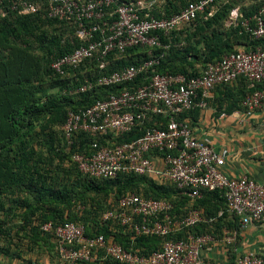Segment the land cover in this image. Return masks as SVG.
Instances as JSON below:
<instances>
[{"label": "built area", "instance_id": "built-area-1", "mask_svg": "<svg viewBox=\"0 0 264 264\" xmlns=\"http://www.w3.org/2000/svg\"><path fill=\"white\" fill-rule=\"evenodd\" d=\"M213 1L195 0L178 13L158 17L142 0H46L47 15L67 22L79 41L71 52L56 57L51 68L64 75L95 61L102 69L112 53L123 54L136 46L159 47L160 35L169 36L188 25ZM6 7L10 12L33 14L40 9V3L7 0ZM7 9L0 8V17L8 13ZM237 16L238 8H234L230 18L233 21ZM252 20V26H248V20L245 22L248 31L255 38L264 37V3ZM158 63L157 57H150L85 79L72 89L70 93L76 94L93 87L124 86L117 94L69 111L62 126V140L71 146L80 133L94 137L86 152L72 155L81 173L93 178H114L124 173L145 175L156 183L174 185L179 194L189 198V206L184 213H172L174 207L168 199L127 192L101 213L103 222L125 227L132 241L140 236L161 239L159 248L145 253L126 248L112 236H86L83 224L43 223L40 230L50 233L55 244L56 264H97L108 258L120 264H209L203 250L215 238L210 233L193 232L195 226L211 224L224 212L237 216L243 225L262 219L264 185L247 175L228 176L222 154L213 144L198 139L189 122L179 116L206 107L215 87L232 84L239 78L252 89L243 101L246 114L259 108L263 95L256 86L264 81V48L239 47L206 65L199 75L156 73L145 83L132 86L136 78ZM148 121L156 127L144 128ZM137 128L142 131L137 137L118 141ZM216 190L223 192L225 211L207 215L194 206L203 192ZM234 237L225 230L222 239L231 244ZM233 264H264V254L248 251Z\"/></svg>", "mask_w": 264, "mask_h": 264}, {"label": "trees", "instance_id": "trees-1", "mask_svg": "<svg viewBox=\"0 0 264 264\" xmlns=\"http://www.w3.org/2000/svg\"><path fill=\"white\" fill-rule=\"evenodd\" d=\"M129 1L117 0V3ZM192 1L195 0H164L161 7L152 9L151 14L171 16ZM238 2L214 0L188 25L174 30L169 36L160 35L159 47L128 48L123 54H110L108 64L102 69L92 61L60 75L52 70V61L79 45L70 25L47 15L46 0H39L40 9L33 14L10 12L6 7L7 0H0V8L8 10L5 16L0 17V239L6 240L4 245H0V252L19 256L22 249L14 243L16 239L19 244L25 242V247L30 249L46 247L54 251L52 264H56L52 235L40 230L46 222L53 225L65 222L83 224L86 236H112L126 248L144 253L159 248V237L140 236L132 241L125 227L103 222L101 213L127 192L168 199L174 207L172 213H184L189 206V198L179 194L174 185L156 183L145 175L124 173L114 178H93L81 173L72 155L86 152L94 137L80 133L71 146H66L62 140V126L67 113L117 94L124 86L93 87L76 94L70 91L85 79L141 63L150 57H157L159 63L148 69L144 76L136 78L132 86L145 83L150 75L156 73L199 75L206 65L239 47L264 48V37H253L245 25L247 20L248 26L253 25L252 17L264 0L245 7ZM234 8H238L237 18L228 28L221 27ZM49 28L54 29V33L49 34ZM65 33L68 37H64ZM180 33H185L183 44L177 36ZM33 36L39 43L40 54L35 50ZM239 79L248 87L246 80ZM262 83L264 81L256 88L260 90ZM225 85L229 84L220 86ZM247 89L244 97L252 91L249 87ZM198 109L194 108L189 113H196ZM186 114L182 113L179 118L185 119ZM143 126L156 127L151 121ZM141 132L137 128L118 141L131 140ZM194 204L207 215L226 208L223 192L219 190L203 192ZM232 216L233 220L239 219ZM225 217H219L211 224L200 223L192 231L213 234L223 225ZM19 264L41 263L28 259ZM97 264L120 263L108 258Z\"/></svg>", "mask_w": 264, "mask_h": 264}, {"label": "crops", "instance_id": "crops-1", "mask_svg": "<svg viewBox=\"0 0 264 264\" xmlns=\"http://www.w3.org/2000/svg\"><path fill=\"white\" fill-rule=\"evenodd\" d=\"M247 88L241 79L215 87L206 107L199 108L196 113L187 111L185 120L198 139L213 144L222 154L224 172L228 176L247 175L264 185V83L260 87L261 106L249 115L242 102ZM224 215L223 225L212 234L215 239L203 250L209 264H233L238 256L248 251L263 255L264 215L259 222L246 225L239 219L233 220L228 212L221 217ZM225 230L234 234L233 243L227 244L222 239ZM14 262L18 261L11 260L10 264H16Z\"/></svg>", "mask_w": 264, "mask_h": 264}, {"label": "rangeland", "instance_id": "rangeland-1", "mask_svg": "<svg viewBox=\"0 0 264 264\" xmlns=\"http://www.w3.org/2000/svg\"><path fill=\"white\" fill-rule=\"evenodd\" d=\"M131 1H136V0H131ZM143 3L149 5L152 9L154 8L157 9L158 7H161L164 3V0H142ZM241 5L248 6L252 3H257L260 0H238ZM231 18H226L222 24L221 27L223 28H228L230 23H231ZM48 33H54V29L49 28L47 29ZM64 33V32H63ZM180 38L181 43H184V38H185V33H180L179 35H177ZM64 37H68L67 34H64ZM32 40H34V46L36 47L35 50L37 53L40 54V50L38 49L39 43H37L35 41V37L33 36ZM176 198V197H175ZM178 199V198H177ZM6 241V240H5ZM4 240L0 239V245H4L5 243ZM14 243H16L17 245H19V247H21L22 251L19 252V256H7L4 255L2 252H0V263L1 264H10L11 263V258H15L13 259V261H18L16 264L19 263H25L26 260L30 259L33 261H38L41 264H52L55 260V256H54V251H50L49 249H46V247H42V248H34V249H30V247H25V242H22V244L19 242H17V240L15 239ZM12 248H15V246H12ZM18 253V252H17ZM19 258V259H18Z\"/></svg>", "mask_w": 264, "mask_h": 264}]
</instances>
